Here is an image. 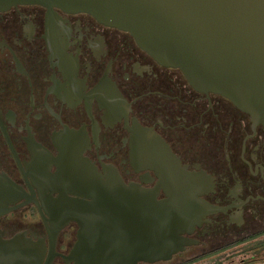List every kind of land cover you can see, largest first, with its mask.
Returning a JSON list of instances; mask_svg holds the SVG:
<instances>
[{"label": "flooded vegetation", "instance_id": "flooded-vegetation-1", "mask_svg": "<svg viewBox=\"0 0 264 264\" xmlns=\"http://www.w3.org/2000/svg\"><path fill=\"white\" fill-rule=\"evenodd\" d=\"M156 139L195 182L178 233L188 243L168 260L136 264L263 263L262 125L88 14L33 4L0 11V175L29 199L0 216V241L20 240L40 264H73L78 225L53 211L61 155L79 153L98 172L154 189ZM167 198L159 188L157 201Z\"/></svg>", "mask_w": 264, "mask_h": 264}, {"label": "water", "instance_id": "water-1", "mask_svg": "<svg viewBox=\"0 0 264 264\" xmlns=\"http://www.w3.org/2000/svg\"><path fill=\"white\" fill-rule=\"evenodd\" d=\"M18 4L85 13L128 32L160 65L178 69L192 88L228 99L264 127V0H0V11ZM150 151L156 158L151 169L161 179L154 189L126 184L110 168L98 172L79 153L61 155L54 184L61 197L53 211L78 225L68 261L155 262L188 243L178 233L188 226L195 182L161 140ZM159 188L168 197L164 201L156 199ZM28 201L22 188L0 175V216ZM24 246L16 238L1 240L0 264H40L38 251Z\"/></svg>", "mask_w": 264, "mask_h": 264}]
</instances>
